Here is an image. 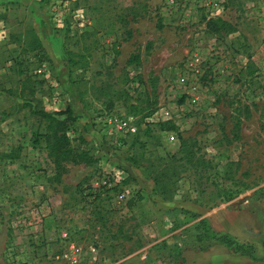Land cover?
Masks as SVG:
<instances>
[{"label":"rangeland","instance_id":"rangeland-1","mask_svg":"<svg viewBox=\"0 0 264 264\" xmlns=\"http://www.w3.org/2000/svg\"><path fill=\"white\" fill-rule=\"evenodd\" d=\"M36 4L67 77L43 46L34 73L29 7L1 9L0 264H68L72 246L77 264H264V0H75L62 26ZM31 107L72 110L63 132L91 159L55 161ZM111 113L137 132L106 133Z\"/></svg>","mask_w":264,"mask_h":264},{"label":"trees","instance_id":"trees-1","mask_svg":"<svg viewBox=\"0 0 264 264\" xmlns=\"http://www.w3.org/2000/svg\"><path fill=\"white\" fill-rule=\"evenodd\" d=\"M10 42H14V38ZM27 44V42H25ZM19 46V45H18ZM29 46V48H27ZM26 48L32 52L31 57L35 60V66L42 63L43 61H48L46 57V53L43 50L42 45L37 42V40L33 39V41ZM21 49V47L19 46ZM23 57V58H22ZM28 57V58H27ZM28 55H24V52L19 50L17 53L16 59L18 69L20 73H28L30 71L28 61L31 58ZM133 58H137L134 56ZM31 72V71H30ZM30 74V73H29ZM39 81H43V79H38ZM31 113L39 116L42 120H44L46 124V132L44 134V138L46 141L49 139H53V142H47L49 146L51 156H55V161L60 160V155H63L66 158H70L76 162H88L91 158L88 154V151L85 149H80L78 147H72L70 144V140L66 133L63 132V124L68 120H74L75 116L72 113V110H65L62 113H54L49 112L44 109H39L35 107H31ZM223 243L227 246L235 245L236 251L242 250L250 255L253 259L251 253V246H242L239 245L232 239H227V237L219 238ZM250 248V249H249ZM246 249L248 251H246ZM263 249H264V241H263Z\"/></svg>","mask_w":264,"mask_h":264},{"label":"built area","instance_id":"built-area-1","mask_svg":"<svg viewBox=\"0 0 264 264\" xmlns=\"http://www.w3.org/2000/svg\"><path fill=\"white\" fill-rule=\"evenodd\" d=\"M46 1L49 6L50 13L55 22L60 23L62 26V22L64 21L67 12L69 11V4L74 2L75 0H43ZM213 2L214 0H209ZM215 6L217 3H213ZM57 24V25H58ZM59 26V25H58ZM9 40V29L4 22V20L0 19V44L5 43ZM49 64L46 61L38 64L35 68L34 73L41 77L48 79L49 78ZM58 93L55 92V99ZM169 112L167 110L155 111L150 116L145 117V121L147 123H156L159 120H166L169 117ZM161 118V119H160ZM98 122L101 127L108 134H114L116 138H124L128 135L134 134L138 130L137 118L133 115H121V114H104L98 117ZM167 140L173 142L175 140V135L173 133L167 134ZM96 250L92 248L90 250L91 255H95ZM83 256V251L77 247H70L67 252H65L62 256V259H66L68 264H77L80 262V258Z\"/></svg>","mask_w":264,"mask_h":264},{"label":"crops","instance_id":"crops-1","mask_svg":"<svg viewBox=\"0 0 264 264\" xmlns=\"http://www.w3.org/2000/svg\"><path fill=\"white\" fill-rule=\"evenodd\" d=\"M9 4H24L25 6L29 7L31 11V32L33 33L32 38L37 40V42L45 47L47 53L49 54V57L53 61V66L55 68V71L57 72V75H60L63 79H65L67 77V73L64 70L66 57L63 54V34H57L53 29L50 28L46 15L42 13L39 7H35L37 6L36 0H0V10L7 8V5ZM151 189V187L148 188V190L150 191ZM159 203L162 205L164 204L160 201ZM263 252L264 249L261 245L259 248L260 256H262Z\"/></svg>","mask_w":264,"mask_h":264}]
</instances>
